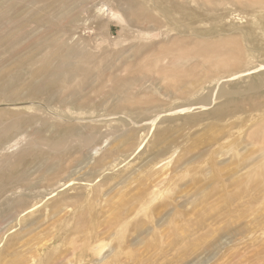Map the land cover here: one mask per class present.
<instances>
[{"label": "rangeland", "instance_id": "374dc122", "mask_svg": "<svg viewBox=\"0 0 264 264\" xmlns=\"http://www.w3.org/2000/svg\"><path fill=\"white\" fill-rule=\"evenodd\" d=\"M0 264H264V0H0Z\"/></svg>", "mask_w": 264, "mask_h": 264}, {"label": "bare ground", "instance_id": "6f19581e", "mask_svg": "<svg viewBox=\"0 0 264 264\" xmlns=\"http://www.w3.org/2000/svg\"><path fill=\"white\" fill-rule=\"evenodd\" d=\"M32 46V45H31ZM39 51V50H38ZM57 52H59V50H57L55 53H57ZM24 59V58H23ZM25 59H26V57H25ZM18 63V62H17ZM70 61H67L65 64H63L62 65V67H61V69H60V74H62V75H59L58 74V72H57V74L59 75V76H63V75H67L70 71L69 70H66L68 67H69V65H70ZM72 65V64H71ZM72 68H75V67H72ZM71 68V69H72ZM45 69H41V70H38L37 71V75H39V79H41L42 81H43V85L44 84H47L48 86L49 85H51L52 84V81H49L48 79L50 78L49 76H47V73H45V71H48L47 69L44 71ZM20 71V70H19ZM53 72L54 71H52L51 72V74H53ZM55 73V72H54ZM17 77L19 78L20 77V75H18V76H16L15 78L13 77V79H11L10 81H9V83H15V81L17 80ZM37 84H39V83H37ZM41 84V85H42ZM33 85H35V83L33 84ZM40 85V84H39ZM47 85H45V86H47ZM41 88V87H40ZM17 93V92H16ZM15 106H17V105H15ZM25 106H27V105H25ZM35 106V105H34ZM34 106H31L30 105V107H29V104H28V108H32V107H34ZM19 107V106H18ZM22 107V106H21ZM26 107V108H27ZM36 107V106H35ZM40 107V106H39ZM34 111V110H33ZM39 113V112H38ZM46 114H47V112H46ZM29 115V114H28ZM48 115H50L49 113H48ZM43 116V115H42ZM43 118V117H42ZM45 118H46V116H45ZM44 119V118H43ZM36 120V119H35ZM45 120V119H44ZM20 121V120H19ZM148 122V121H147ZM2 123V122H1ZM5 123V122H4ZM22 123V122H21ZM20 126H19V122L17 121L16 123H14L13 125H12V127H10V128H8V129H6L5 131H4V133H3V135H5V136H7L10 132H12L13 130H17L18 128H19ZM71 135V134H70ZM89 137H91V135H89ZM75 139V138H74ZM77 139V138H76ZM79 139V138H78ZM65 140V139H64ZM79 140H81V139H79ZM20 141V140H19ZM21 142V141H20ZM66 142V141H65ZM85 143V142H84ZM5 144V143H4ZM83 145V144H82ZM43 146V145H42ZM49 146V145H48ZM47 146V147H48ZM46 147V146H45ZM49 148V147H48ZM64 148V147H63ZM30 151V150H29ZM3 152V151H2ZM1 152V153H2ZM4 158V157H3ZM2 158V159H3ZM22 158V157H21ZM2 161V160H1Z\"/></svg>", "mask_w": 264, "mask_h": 264}]
</instances>
